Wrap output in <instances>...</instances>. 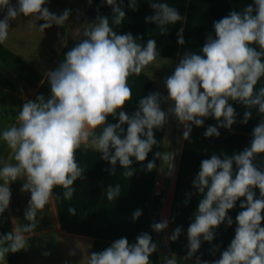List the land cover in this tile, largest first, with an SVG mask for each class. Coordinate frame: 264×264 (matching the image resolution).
<instances>
[{
    "label": "clouds",
    "instance_id": "9594fccd",
    "mask_svg": "<svg viewBox=\"0 0 264 264\" xmlns=\"http://www.w3.org/2000/svg\"><path fill=\"white\" fill-rule=\"evenodd\" d=\"M47 3L48 0H17L13 5L10 0H0V10L6 9L0 19V44L8 39L9 22L21 15L43 21L39 24L43 32L54 25L64 27L72 10L65 9L58 15L45 6ZM102 3L111 7L114 24L121 26L126 16L123 0ZM149 6L154 14L145 17L146 23L176 24L182 19L177 8L167 3L151 2ZM128 7L136 10L135 0H128ZM213 28L214 36L208 34L201 46L202 55L186 51L173 73L165 78L167 96L159 91L149 92L129 114L124 110L132 99L128 77L139 75L157 59L156 40L148 39L146 45H141L136 42L141 37H134L131 32L120 34L110 27L108 16L98 14L92 20L85 19L84 39L66 52L63 63L47 73L50 98L40 94L34 101L27 100L18 113V125L0 134L16 161L10 164L0 158V214L9 208L12 182L26 176L27 183H23L21 191L30 192L24 210L28 223L22 229L14 227L12 232L0 234V260L25 247L23 233H32L36 228L37 212L49 203L55 186H63L67 189L64 196L72 197L71 186L83 178L75 157L82 144L95 146L102 154L100 159L111 165L105 169L110 174L119 165L128 169L126 174L132 177V165L147 160L158 144L155 130H164L170 117L177 118L178 126H183L182 139L189 141L193 126L202 127L206 119L214 118L217 123L207 126L203 135L218 138L220 128L232 131L238 122L231 101L244 109L256 108L261 114L252 129L250 144L231 155L213 153L200 162L192 180L195 191L187 193L183 202L187 205L191 196L203 194L187 228L186 254L164 257L163 264H264V161L256 163L257 156L264 154V87L255 89L264 77V0H252L242 11L231 10L214 21ZM183 33V27L177 30L176 43L181 46L186 43ZM66 40L67 30L61 38L62 46ZM168 101H174V106L164 110L161 104ZM109 116L116 122H109ZM251 119L252 111L245 110L239 123L246 125ZM154 157L162 161L173 159L172 154L160 151ZM155 158L146 163L145 172L156 168ZM119 194V185L110 186L108 199ZM238 201L241 211L235 217L234 237L223 250L220 244L212 245L209 254L215 256L219 252L218 258L202 259V254L197 255L202 244L214 241L221 224L233 225L229 211ZM68 212L75 214L73 208H68ZM142 215V209L137 208L131 214L132 222ZM168 225L169 221L162 219L151 227L159 233ZM183 232L178 225L166 239L175 242ZM157 248L152 235L141 232L134 243L120 237L102 251L91 252L87 264H151L150 257Z\"/></svg>",
    "mask_w": 264,
    "mask_h": 264
},
{
    "label": "crops",
    "instance_id": "0c3cea01",
    "mask_svg": "<svg viewBox=\"0 0 264 264\" xmlns=\"http://www.w3.org/2000/svg\"><path fill=\"white\" fill-rule=\"evenodd\" d=\"M16 2L17 0H14V5ZM151 2L167 3L170 7H176L182 19L176 24L146 23L145 17L154 14V10L149 6ZM251 2L252 0H135L137 9L133 11L128 7V0H123L126 16L123 18L122 25L117 26L114 24L111 7L102 3V0H92L91 4L88 1L83 7L72 28L74 32L79 30L80 36L77 39L68 38L64 41V46L58 40L55 43L51 38L52 29L54 35L62 33L59 26L54 25L43 32L39 28V24L43 21H35L34 18L23 15L17 17L14 19V32L12 31L8 37L11 39L0 44V62L15 73L22 80L23 85L9 77L0 68V134L19 123L18 113L27 100L34 101L40 94H44L45 99L50 98L47 73L63 63L66 52L84 39L82 24L85 19L92 20L98 14L108 16L109 26L115 28L114 30L118 33L131 32L134 37H141L142 39H137V43L146 45L148 39L156 40L159 55L152 63V67L145 68L139 75L133 73L128 77L132 99L127 102L124 110L131 114L136 109V102L149 92L159 91L167 96L164 80L173 73L178 60L184 53L192 51L202 55L201 46L205 43L207 35L211 33L214 36L213 22L227 16L231 10L242 11ZM52 3L54 1L48 0L45 6L55 13L52 11ZM58 9V12L65 10L62 5ZM58 12L56 14L59 15ZM181 27L184 28L183 35L186 41L182 46L176 43L177 30ZM165 30L168 32L166 35L162 34ZM13 34L14 37H12ZM251 46L260 50L256 44ZM260 87H264V77H261L255 89L258 90ZM174 103V101L162 102L161 107L167 110L168 107L174 106ZM230 103L236 108L238 122L233 125L232 131L220 128L218 138H205L203 135L207 126L217 123L214 118L206 119L202 127L193 126L189 141L182 139L183 126H178L177 118L170 117V122L164 130H155L158 144L153 147L147 160L141 164L132 165L135 171L132 177L126 174L128 169L119 165L116 166L115 172L110 174L105 169L110 168L111 165L100 159L102 154L95 146L91 143L87 147L82 144L75 153L76 161L82 169V177L97 178L104 187L96 231L92 235L76 231L73 227L76 213L72 215L68 212V208H73L79 179L71 186L73 189L71 198L64 196L67 189L63 186H55L49 203L37 212L36 228L32 233H23L31 264L38 261L46 264L44 260L51 261L52 264H65V262L87 264L96 239L113 241L120 237H127L130 243H134L135 237L141 232L150 233L158 244L157 251L150 257L151 264H163V258L167 256L183 257L187 251L185 247L187 228L192 222L193 214L203 194L191 196L187 205L183 202L188 198L187 193L195 191L192 188V180L200 169V162L210 158L213 153L226 152L231 155L233 152L242 151L244 147L249 146L252 129L259 122L261 114L256 108L244 109L242 105L231 101ZM245 110L253 113V119L246 125L239 123ZM108 120L112 123L116 122L111 116ZM0 151L6 152L5 162L16 163L13 158L14 152L8 148L2 136H0ZM157 151L170 153L173 159L162 161L155 158L154 153ZM154 158L156 168L150 173L145 172L143 169L146 163ZM262 161H264V154L256 158L258 165ZM172 169H174V175L170 174ZM23 183H27L26 176H21L10 184L11 202L9 208L0 214V219L8 218V221L2 220L4 225L7 223L10 226V232L14 227L22 229L24 224L28 223L24 217V210L28 206L30 192L21 191ZM116 185H119L120 194L110 200L108 199L110 186L114 188ZM162 191L167 192L162 204L166 213L163 215V210L160 208L156 214H153V198ZM137 208L142 209L143 215L136 222H132L131 214ZM239 211L241 209L238 201L237 206L229 211L234 221L233 225L226 227L225 224H221L216 229L214 241L211 244L204 242L197 255L202 254V259L205 260L219 257V252L215 256L210 255L209 249L213 244H220L221 250L227 247L234 237L235 217ZM162 219L169 221L167 227L169 236L178 225L183 227L184 232L177 241L166 240L163 235L166 229L159 233L153 231L151 225ZM72 251L75 255H69ZM45 252L50 254L44 255ZM2 264H9L8 254Z\"/></svg>",
    "mask_w": 264,
    "mask_h": 264
},
{
    "label": "trees",
    "instance_id": "16d2710c",
    "mask_svg": "<svg viewBox=\"0 0 264 264\" xmlns=\"http://www.w3.org/2000/svg\"><path fill=\"white\" fill-rule=\"evenodd\" d=\"M148 67H152V64ZM0 68L9 77L17 80L21 85H23L22 80L4 63L0 62ZM5 153V151H0V158H3L4 161ZM0 183H3V181L0 180ZM103 190V184L97 178L83 177L82 179H79L73 201V209L76 213V220L73 223V227L76 231L90 235L95 233ZM166 195L167 192L162 191L154 196L152 201L153 214H156L160 210ZM9 232L10 231L4 228V221L0 219V234ZM111 243L112 241L110 240L96 239L93 251H102L106 247L110 246ZM8 260L9 264H31L29 250L26 247L16 253H8Z\"/></svg>",
    "mask_w": 264,
    "mask_h": 264
},
{
    "label": "rangeland",
    "instance_id": "374dc122",
    "mask_svg": "<svg viewBox=\"0 0 264 264\" xmlns=\"http://www.w3.org/2000/svg\"><path fill=\"white\" fill-rule=\"evenodd\" d=\"M54 1V3H52V11H54L55 13L58 12V7L60 5H62V7H64L65 9H71V17H69V20L65 22L64 27H60L61 32L59 35H54L53 34V29L51 30L52 34H51V38L52 40L55 42L56 40H58L61 43V38L65 36L66 34V30H67V39L68 38H74L77 39L80 36V31H72L75 23L78 20L79 14L82 11L83 7L87 4V2L89 0H52ZM10 2L14 5V0H10ZM63 12V10H60L58 13L61 14ZM4 15H6V9L4 10H0V19H2L4 17ZM2 17V18H1ZM84 23V22H83ZM12 31L14 32V20H11L9 22V35L8 37H10V34L12 33ZM12 37H14V34L12 35ZM11 39V38H8ZM56 43V42H55ZM159 81V79H158ZM161 209L163 210V215H165L166 213V209L165 207L163 208V206L161 207ZM5 221H8V218L3 217L2 218ZM4 228L8 231L10 230V226L6 223L4 225ZM163 235L167 238L169 236V232L167 231V229L164 231ZM167 240V239H166ZM5 258H7V254L5 256ZM173 258H177V257H173ZM31 259V258H30ZM2 262H4V260H0V264H2ZM42 261H38L35 264H41ZM44 263L46 264H52L51 261L48 260H44ZM183 264H192V261H183Z\"/></svg>",
    "mask_w": 264,
    "mask_h": 264
},
{
    "label": "water",
    "instance_id": "95a60500",
    "mask_svg": "<svg viewBox=\"0 0 264 264\" xmlns=\"http://www.w3.org/2000/svg\"><path fill=\"white\" fill-rule=\"evenodd\" d=\"M171 175H174V169H172V171L170 172Z\"/></svg>",
    "mask_w": 264,
    "mask_h": 264
}]
</instances>
